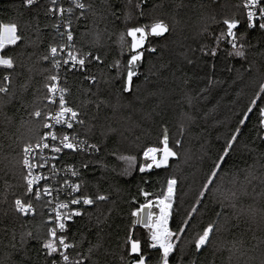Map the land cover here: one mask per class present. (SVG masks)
Returning <instances> with one entry per match:
<instances>
[{
  "label": "trees",
  "instance_id": "1",
  "mask_svg": "<svg viewBox=\"0 0 264 264\" xmlns=\"http://www.w3.org/2000/svg\"><path fill=\"white\" fill-rule=\"evenodd\" d=\"M244 1L85 0L91 9L83 16L81 10L74 11L76 52L100 55L103 62L92 61L86 72L68 71L66 99L85 121L77 123L78 132L99 151L66 152L62 161L79 170L83 194L93 198L102 194L108 200L84 207L82 215L68 225L67 242L72 247L66 254L73 264H122L121 256L123 264L138 259L128 256L125 242L130 232L141 241L146 264H161L160 249L149 247V230L142 224L132 229L136 218L132 212L148 200H157L170 178L177 184L168 227L180 239H174L169 264H261L264 260V183L259 179L264 176V125L260 123L264 93L256 98L264 85V30L248 27ZM48 9L44 3L26 7L23 0H5L0 5V26L16 23L23 37L5 49L15 57L16 71L21 73L14 74L10 91L21 99L8 103L5 97L0 107V264H51L60 258L38 254L49 228L46 202L34 201L35 210L28 216L13 207L26 191L23 148L41 138L46 122L31 113L49 110L44 84L55 68L41 57L59 35L58 18ZM234 17L241 22L235 31L244 37L243 57L228 55L233 49L227 40L219 45L216 41L226 30L223 20ZM159 20L168 24L169 32L149 37L147 48L153 44L155 51L145 50L132 90L125 92L131 55L127 31ZM212 48L217 49L215 56L205 54ZM5 71L0 69V81ZM91 76L95 81L86 79ZM165 128L177 156L169 158L167 166L141 173L143 150L161 146ZM237 128L232 150L197 204ZM178 139L181 143L175 145ZM118 156H134L136 161L129 168ZM248 171L258 178L242 189ZM142 190L150 195L146 198ZM194 207L197 210L192 212ZM209 224L216 226L210 243L197 252L194 241Z\"/></svg>",
  "mask_w": 264,
  "mask_h": 264
},
{
  "label": "snow or ice",
  "instance_id": "2",
  "mask_svg": "<svg viewBox=\"0 0 264 264\" xmlns=\"http://www.w3.org/2000/svg\"><path fill=\"white\" fill-rule=\"evenodd\" d=\"M38 0H23V4L26 7H31L33 4L37 3ZM52 5H57V0H50ZM73 4L75 9L81 10V16L84 15V11L86 9H91L92 5L82 2V0H73ZM243 8L247 10L246 18L248 20V27L254 28L256 27V19L260 20L259 27L264 30V0H245V2L241 5ZM74 9L69 7L67 9L63 7H54L48 9L49 13L59 14L63 16L65 12L72 13ZM223 24L226 25V30H222L220 35L216 37L217 45L221 41L227 40L233 49L232 52H229V56H240L243 57L245 55L244 48V37L238 36L235 29H237L240 21L231 18L224 19ZM59 28V26H56ZM68 29H71V21H68L67 25ZM169 31V26L164 20H159L153 23L150 26L146 27H135L129 29L127 32V36L131 37V49L132 51H136L137 49L143 47L144 41L147 39L148 35L161 36L164 33ZM139 34V35H138ZM61 36L66 35V40L68 42L73 41V32L71 30L66 31V33H61ZM230 38V39H229ZM23 39L22 35L19 34L18 25L16 23L4 24L0 26V69L7 70L5 71L2 81H0V107H2V103L7 97V102L11 103L13 99H21L15 95V93L10 91V85L12 84L14 74L15 76H20L21 73L16 71L17 64L14 56L8 55L5 51L6 48L10 45H17L19 41ZM123 41V37H121ZM71 45L69 43H65L63 45L50 46L48 53L41 57L44 61H51L53 68L59 69L62 64L68 65L69 70H76L83 72L88 63L92 61H96L97 63H102V57L100 55H92L88 53L87 55H79L74 54L73 51H67V58H64L62 55L66 49H69ZM149 51H155V48L149 49ZM207 55L215 56L217 54V49L212 48L209 52H206ZM143 53L136 52V54L132 55L128 61L126 66L127 76L126 82L124 83V91L132 90V82L133 77L137 75L136 66L137 63L142 59ZM59 57V58H57ZM91 57V60H89ZM191 62V61H189ZM22 66V65H21ZM48 83L44 84V88L46 89L45 99L50 104H57L58 97V111L53 113H45L42 110H35L31 113L32 116L36 118L43 117L44 119H51L54 121L55 125H64L68 129H74V125L79 123L83 125L85 121L81 119L80 113L75 110L73 107L68 106V101L66 99V93L68 89L66 87H62L59 85L60 76L59 74H54L46 77ZM86 79H90L95 81V77H86ZM23 90H27V85L22 86ZM264 93V85L260 86L259 92L256 93V98L259 99L260 94ZM252 106H255L256 99H253L251 102ZM99 107V106H98ZM253 107L248 108V112H252ZM261 125H264V108L260 110ZM247 119V113H245L244 119L240 121V124L243 125L245 120ZM54 124L45 123L44 127L52 129ZM90 131V130H89ZM239 128H237L236 133L232 136L231 140L228 141L227 147L224 150V154L220 156L219 160L215 162L211 175L208 177L207 182L203 185L202 190L199 193V198L196 203L199 204L201 199L204 197L205 192L209 190V185L213 184L214 179L217 177L218 172L221 169V165L224 162V158L228 155L229 151L232 150L233 144L236 142L237 135L239 134ZM51 138L52 141H59L58 145L50 144L46 141L48 138ZM169 135L168 130L165 128L163 130L162 139L159 141L161 146H151L147 147L143 150V158L144 163L140 164L139 171L141 173L151 171L153 168L159 169L162 166H167L169 158L176 157L177 152L173 150V147L169 146ZM264 139V137H261ZM181 141L178 139L175 141V145H179ZM86 141H77L74 136H70L65 133L62 136L57 134L56 132L49 131L45 134L44 137H41V140L35 144V149H39L40 152H43L45 149H51L54 153H62L64 150H71L73 152L76 151H85L87 149H92L93 151H99V148L96 145L87 144V149L82 147L86 145ZM24 158L23 165L27 169V175L24 177L26 180V191L24 193V197H30V199H25L24 197H18L14 200V211L19 213L22 216H28L34 212V205L32 203V199L41 200L44 196H52V188L45 183L44 185H40L39 182L41 180H47V177L42 175H33V169L36 167H44L45 164L48 163V160L43 156H39L37 159V155L34 154L33 145L28 144L23 148ZM30 155H32L33 159H37V163H32L29 159ZM115 155V154H114ZM54 159L56 157H53ZM118 159L124 160L128 163L129 168L132 167L133 163L136 161V157L134 156H118ZM42 161V162H41ZM88 165L85 164L86 168ZM255 167V166H252ZM68 172H70L71 176L79 178L80 172L75 168H68ZM53 173L55 174V166L53 165ZM127 170H125V174ZM254 175L253 171H248V174L245 176L243 182H241V188H245L246 184L251 183L252 179H257ZM261 182L264 183V176L259 177ZM177 184V180L175 178H170L167 181L166 190L162 193L160 197H157L156 203L148 200L145 204L140 205V207L132 212V215L136 217L135 224H143L149 230V239L150 244L149 247L152 249L159 248L161 251V264H169V255L173 252L175 248L174 239H180V236L177 233L171 231L168 227V221L170 216L172 215V202L175 196V186ZM64 185L70 189L69 195L79 193L78 196H73L70 200V203H59L56 205L55 216L49 217V222L52 224L51 227L48 228L47 238L41 243L39 253L43 254L45 257H53L55 255H59L62 264H73L70 261L69 255L66 254L67 249L72 247L70 243L67 242L68 237L66 235L67 232V221L73 219V217L81 216L82 212L79 209H70L68 213L61 212L57 209H69L71 205H96L99 201H107L108 197L106 195L97 194L94 198L91 196L84 195L81 191V183L76 182L72 183L69 180L64 181ZM59 191V190H57ZM142 194L147 198L150 194L146 191L142 190ZM237 196V192L233 191L231 193V198L235 199ZM51 203V201H48ZM153 207L159 208V215L156 216L154 212L150 209ZM197 209L194 207L192 212H195ZM155 216V219L153 217ZM191 219V216H189ZM188 220L184 221V224H188ZM216 226L214 224H209L195 239V248L196 251L199 252L201 248L210 243V236L214 233ZM184 228L180 229V232H184ZM60 233V234H58ZM29 238L32 237V233H27ZM126 246L128 247V256L131 257L133 255L137 256L138 259L130 260L128 264H146V256L142 252L141 241L135 238L131 232L129 233L126 239ZM63 249V250H61ZM91 251V250H90ZM124 256H121V261L123 264ZM51 264H58L55 259H52ZM75 264H83L82 261H77ZM261 264H264V260L261 261Z\"/></svg>",
  "mask_w": 264,
  "mask_h": 264
},
{
  "label": "built area",
  "instance_id": "3",
  "mask_svg": "<svg viewBox=\"0 0 264 264\" xmlns=\"http://www.w3.org/2000/svg\"><path fill=\"white\" fill-rule=\"evenodd\" d=\"M3 1H5V0H0V5ZM212 1H220V0H212ZM82 2H85V0H82ZM37 3H44V4L48 5L49 9L54 8V7H63L65 9L72 7L74 9V11L79 10V9H75L74 4H73V0H57V5H55V6L51 4L50 0H38ZM74 11L72 13L65 12L63 14V16H61L59 14H53V15L57 16V18H58V22L56 23V26L58 25L59 28L55 27V31L59 35V41L56 44H53L51 46L63 45L65 43H69L71 45V47L69 49H66L65 52L62 54L64 56V58H67V51H69V50L73 51L74 54H78L75 50V47H74V34H73V41H71V42H68L66 40V35L65 36L60 35L61 33H66V31H68V30H71L73 32V29H72L73 24L72 23H73ZM245 12H247L246 9H245ZM68 21H71V29H68V27H67ZM255 22H256V26L259 27L260 20L257 18ZM246 23L248 25L247 18H246ZM79 55H82V54H79ZM57 58H59V57H57ZM89 60H91V57H89ZM69 67L70 66H68V65L62 64V66L59 69L55 68V74L58 73L60 76V81L58 83L62 87H66L65 79H66L67 72L68 71H76V70H69ZM88 68H89V63L87 64V66L83 72H86L88 70ZM65 95L67 97V93ZM48 104H49V110L47 113H53L54 114L56 111H58V97H57V104H50L49 102H48ZM68 106H70V105L68 104ZM70 107H72V106H70ZM45 123L54 124V121H52L51 119H46ZM76 126H77V123L74 125V129H68L64 125H55V124H54V127L52 129L44 127V132H43L41 137H44L45 134L48 133L49 131H53V132H56L57 134H59L61 136L65 133H67L70 136H74L77 141H86L87 144H92L91 142H89L83 136L80 135ZM40 140H41V138L39 140H37L36 142L30 143V144L33 145L34 154L37 155V159H39V156H43L44 158H46L48 160V163L45 164V166L42 168L41 167L34 168L33 169V175L34 176L35 175H42L44 177H47V180H41L39 182V184L44 185L45 183H47V185H49L53 190L52 196H44L41 199V200L46 202V206H48V214L50 217V216H55L54 209H56L57 204H59V203H70V200L73 198V196L79 195V193H75V194H72L70 196L69 195L70 189L64 185V181L69 180L72 183H76V182H79V178L71 176L70 172L67 171L68 168H75V169H77V168L74 165L64 164L62 161L63 156L66 152H73V151L64 150V152L57 154V153L52 152L51 149H45V150H43V152H40L39 149H35V144ZM44 142H48V143L54 144V145H58V143H59V141H52L50 137ZM87 144L83 145L82 147L87 149ZM149 147H151V146H149ZM76 152L94 153L96 151H93L92 149H87L85 151H76ZM53 157H56V158L54 159ZM23 158H24V153H23ZM29 159L31 160L32 163H37V159H33L32 155H30ZM53 165L55 166V174L53 173ZM24 168H25V166H24ZM25 173L27 175V169L26 168H25ZM57 190H59V191H57ZM31 199H32V203L34 205V210H35L34 201H36V200L34 198H31ZM37 201H40V200H37ZM48 201H51V203H48ZM86 206H88V205H83V204L71 205L70 204L69 209H57V210L64 212V213H68L70 211V209H79L80 211H82V209ZM49 217H48V222H49ZM76 217H78V216H76ZM76 217H73L72 220L67 221V227L70 223H72L76 219ZM51 226H52V224L49 222V227H51ZM58 234H60V233H58ZM61 250H63V249H61ZM67 251H68V249H67ZM57 256L60 257L59 255H57ZM58 259H55V260L58 262V264H62V260H60L61 258H58Z\"/></svg>",
  "mask_w": 264,
  "mask_h": 264
},
{
  "label": "water",
  "instance_id": "4",
  "mask_svg": "<svg viewBox=\"0 0 264 264\" xmlns=\"http://www.w3.org/2000/svg\"><path fill=\"white\" fill-rule=\"evenodd\" d=\"M234 18L238 20V18H236V17H234ZM240 26H241V22H240V24L238 25L237 29H239ZM135 27H143V26H135ZM135 27H131V28H135ZM131 28H129V29H131ZM129 29H128V31H129ZM237 29H235V30H237ZM235 30H234V31H235ZM128 31H127V32H128ZM168 32H169V31H168ZM168 32L164 33V34L161 35V36L166 35ZM138 35H139V34H138ZM151 36H152V37H161V36H155V35H148V36H147V39L144 41L143 47L137 49L136 51H132V50H130V51H131V55H130L129 59L131 58L132 55L136 54L137 51L143 53L142 59L137 63V66H136L137 75H138V73H139L141 67L143 66L145 50L147 49V50L149 51V49L147 48V44H148L149 37H151ZM129 38H130V40H131V37H129ZM130 49H131V43H130ZM128 61H129V60H128ZM137 75H135L134 77H136ZM126 76H127V73H126ZM134 77H133V78H134ZM125 82H126V81H125ZM127 92H129V91H127ZM135 220H136V218L133 219L132 229H133V228L135 227V225H136V224H135ZM130 260H134V258H131ZM130 260H129V261H130ZM129 261H128V262H129ZM128 262H127L126 264H128Z\"/></svg>",
  "mask_w": 264,
  "mask_h": 264
},
{
  "label": "rangeland",
  "instance_id": "5",
  "mask_svg": "<svg viewBox=\"0 0 264 264\" xmlns=\"http://www.w3.org/2000/svg\"><path fill=\"white\" fill-rule=\"evenodd\" d=\"M151 47L153 48V47H155L153 44L151 45ZM0 55H1V53H0ZM170 146V145H169ZM171 147V146H170ZM153 203L155 204L156 203V200L155 201H153ZM152 212H154L155 214H156V216H158L159 215V208L158 207H153L152 209H150ZM153 219H155V216L153 217ZM168 223H169V221H168ZM136 225H141V224H136ZM142 226H144L143 224H142ZM146 228V227H145Z\"/></svg>",
  "mask_w": 264,
  "mask_h": 264
}]
</instances>
